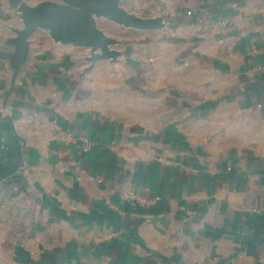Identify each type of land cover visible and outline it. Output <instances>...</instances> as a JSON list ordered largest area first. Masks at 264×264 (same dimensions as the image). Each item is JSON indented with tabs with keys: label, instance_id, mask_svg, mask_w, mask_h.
<instances>
[{
	"label": "crops",
	"instance_id": "obj_1",
	"mask_svg": "<svg viewBox=\"0 0 264 264\" xmlns=\"http://www.w3.org/2000/svg\"><path fill=\"white\" fill-rule=\"evenodd\" d=\"M41 1L0 0V264H264V0H120L162 27L18 63Z\"/></svg>",
	"mask_w": 264,
	"mask_h": 264
},
{
	"label": "water",
	"instance_id": "obj_2",
	"mask_svg": "<svg viewBox=\"0 0 264 264\" xmlns=\"http://www.w3.org/2000/svg\"><path fill=\"white\" fill-rule=\"evenodd\" d=\"M23 28L17 31L15 44L20 63L26 53L28 36L37 28L49 31L52 38L62 44L90 48L91 61L111 59L120 53L110 50L116 44L106 38L96 27V19H104L137 30H157L162 27L160 19L141 18L128 13L120 6V0H58L41 1L33 7L19 8Z\"/></svg>",
	"mask_w": 264,
	"mask_h": 264
},
{
	"label": "built area",
	"instance_id": "obj_3",
	"mask_svg": "<svg viewBox=\"0 0 264 264\" xmlns=\"http://www.w3.org/2000/svg\"><path fill=\"white\" fill-rule=\"evenodd\" d=\"M188 16H191V12H187ZM93 149L91 141L87 137L80 138V152L81 154H89ZM226 171L230 172L231 167H227Z\"/></svg>",
	"mask_w": 264,
	"mask_h": 264
},
{
	"label": "rangeland",
	"instance_id": "obj_4",
	"mask_svg": "<svg viewBox=\"0 0 264 264\" xmlns=\"http://www.w3.org/2000/svg\"><path fill=\"white\" fill-rule=\"evenodd\" d=\"M124 2H123V4H125V0H123Z\"/></svg>",
	"mask_w": 264,
	"mask_h": 264
}]
</instances>
